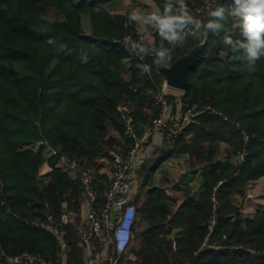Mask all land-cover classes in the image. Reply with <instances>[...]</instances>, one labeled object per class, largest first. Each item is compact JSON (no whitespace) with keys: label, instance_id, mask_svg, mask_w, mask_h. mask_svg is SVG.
Returning a JSON list of instances; mask_svg holds the SVG:
<instances>
[{"label":"trees","instance_id":"trees-1","mask_svg":"<svg viewBox=\"0 0 264 264\" xmlns=\"http://www.w3.org/2000/svg\"><path fill=\"white\" fill-rule=\"evenodd\" d=\"M153 1L163 9L162 0ZM201 1L187 3L193 11ZM231 2L219 0L216 6ZM47 9L57 11L62 20H41L51 16ZM83 17L90 20L91 35L84 31ZM231 27L229 18L226 28ZM127 33L141 37L126 18L110 14L102 0H0V264H12L8 259L23 253L53 264L63 258L66 264L88 263L77 232L85 221L84 185L57 165L64 158L80 171L95 168L102 192L111 185L103 160L111 164V151L127 157L134 146L126 134L128 125L140 136V125L158 116L153 96L165 77L153 59L150 75L141 76L136 64L142 62L111 42ZM222 35L188 37L182 47L172 48L176 61L205 42L189 72L188 91L178 101L167 96L174 115L180 107L216 112L199 115L197 123L186 126L170 152L186 151L194 167L197 160L205 165L203 200L181 207L177 220H185V233L176 249L160 236L140 244L134 229L132 244L138 246L131 254L130 247L118 264H264V211L248 220L239 205L249 182L264 177V58L248 71L245 62L232 59L223 47ZM49 38L56 44L49 45ZM153 44L159 46L160 39ZM81 52L88 53L87 63L81 61ZM189 134L194 138L188 139ZM36 143L47 144L57 155L47 161L24 148ZM224 143L231 149L225 163L216 157ZM233 156L237 164L229 161ZM161 162L148 170L149 176ZM66 214L75 224L65 227L63 250L59 238L43 225L49 216L60 222ZM102 243L95 239L97 252Z\"/></svg>","mask_w":264,"mask_h":264},{"label":"crops","instance_id":"crops-1","mask_svg":"<svg viewBox=\"0 0 264 264\" xmlns=\"http://www.w3.org/2000/svg\"><path fill=\"white\" fill-rule=\"evenodd\" d=\"M104 7L114 16H121L127 19L129 24L135 25L136 33L143 36L148 43L153 44L155 39H160L158 33L153 28H144L141 24L130 22L128 17L130 13L137 7L144 9L145 12H150L160 8L153 0H102ZM233 20V19H232ZM235 21L233 20V27ZM83 28L86 34L91 35L92 26L87 17H83ZM111 42L106 43L109 46ZM166 82V81H165ZM165 84V83H164ZM164 86V85H163ZM163 88V87H162ZM168 96H173L179 99L185 92L168 88ZM178 101V100H177ZM110 135L118 138L123 142L118 132L111 130ZM188 139H193V134L187 135ZM208 145L207 143L205 144ZM25 149L33 150L41 154L47 161L53 159L55 151L45 143H36L24 147ZM171 148L168 146L165 131L157 133L151 141L142 146L138 151L133 161L131 179L134 185L133 192L129 195L131 204L137 209L136 227L140 229V244L144 245L147 237L156 239L158 236L165 237L168 242H172L176 249L177 241L181 239L185 233V220L183 218L177 220V217L182 213L181 207L188 201L201 204L203 197V184L207 168L197 160V166L194 167V159L191 154L186 151L171 154ZM228 144H221L220 153L216 154L217 159L223 163L227 161L226 155L230 151ZM170 155V156H168ZM155 171L149 176L148 170L159 163ZM237 156H233L229 161L237 164ZM105 175L108 181H111V173L109 171L111 164L109 160L104 159ZM203 165V166H200ZM57 168L63 170L73 179H79L78 168L75 169L68 164L66 159L62 158ZM81 179V178H80ZM264 184V177L259 180L249 182L246 187V197L239 201L240 214L245 219H253L254 216L263 210H256V200L251 195V189L255 186ZM152 205V209L149 208ZM89 208L83 207V221L86 220ZM254 212L253 215H250ZM232 220V216L227 218ZM151 231V233H150ZM143 235V236H141ZM103 244V249L97 252L94 247V257L104 255L110 249ZM132 246V243L130 247ZM129 247V248H130Z\"/></svg>","mask_w":264,"mask_h":264},{"label":"built area","instance_id":"built-area-1","mask_svg":"<svg viewBox=\"0 0 264 264\" xmlns=\"http://www.w3.org/2000/svg\"><path fill=\"white\" fill-rule=\"evenodd\" d=\"M162 1L165 2V0ZM218 1L202 0L200 6L195 7L192 12L197 14L198 18L203 19L206 16L207 8L216 6ZM138 40L132 34L127 33L124 37L113 39L111 42L128 48L131 42ZM132 55L142 63H147L151 66L150 60L153 59L152 57L149 56L145 57L144 60H140L136 55ZM174 63L173 49L171 48L170 59L158 68H170ZM168 88L165 82L163 88L154 94L153 100L159 107V114L151 122L140 125V136H138L134 126L128 125L126 134L135 141L128 156L124 157L117 151L110 152L112 159L110 167L111 185L108 188L102 192L98 190L95 168L88 167L81 171V179L84 185V205L89 208V212L86 220L78 226L77 232L80 244L85 250L87 264H104L105 262L107 264H118L120 257L127 252L132 243L133 232L137 222V209L131 204L129 195L134 190L131 179L133 161L141 147L148 144L157 133L165 131L167 144L170 148H173L185 127L190 123H197L196 118L199 115L207 112L216 114L210 107L201 108L194 106L186 109L180 107L174 115L172 105L167 99ZM54 153L57 155L56 151ZM244 160L245 154H242L239 157V162L243 163ZM72 167L77 169L75 165ZM214 208L216 210V201ZM129 209L133 212L131 219L128 217ZM70 224H75V219L71 214H66L60 222L49 216L43 227L59 238L62 249L65 250L67 248L65 227ZM213 226L214 222L209 228L210 232L213 231ZM103 231L104 234L102 235ZM96 238H100L106 247L112 248V251L110 252L109 249L104 255L94 257ZM121 240H123L122 247L120 246ZM8 260L12 264H53L39 255L30 253H23ZM58 264H66L65 258Z\"/></svg>","mask_w":264,"mask_h":264},{"label":"clouds","instance_id":"clouds-1","mask_svg":"<svg viewBox=\"0 0 264 264\" xmlns=\"http://www.w3.org/2000/svg\"><path fill=\"white\" fill-rule=\"evenodd\" d=\"M229 18L235 21V25L226 28ZM128 19L130 22L141 24L144 28H153L158 33L159 46L148 43L141 36L127 48L140 60L152 57L153 64L157 67L170 59L171 48L182 47L189 36L203 37L206 40L209 33L213 35L223 33L221 37L223 47L232 53V59L245 62L250 72L254 71L257 62L264 58V0H232L228 5L211 6L207 8L203 19L192 12L187 0H165L162 10L157 8L146 13L144 9L137 7L130 13ZM41 20L54 23L55 17L42 16ZM165 42L171 48L166 47ZM47 43L55 45L56 40L49 38ZM80 59L87 63L88 53L81 52ZM136 68L139 69L141 76L151 73V66L147 63H138ZM132 214V210L129 209V219ZM120 246H123V240Z\"/></svg>","mask_w":264,"mask_h":264},{"label":"water","instance_id":"water-1","mask_svg":"<svg viewBox=\"0 0 264 264\" xmlns=\"http://www.w3.org/2000/svg\"><path fill=\"white\" fill-rule=\"evenodd\" d=\"M204 46L205 42L199 43L193 49H191L188 54L178 58L172 65V67H162L160 69L169 88L176 89L185 93L188 91L189 72L198 64ZM122 112L124 113V115H128V111L126 109H123ZM78 176L79 178H81V171H78Z\"/></svg>","mask_w":264,"mask_h":264},{"label":"rangeland","instance_id":"rangeland-1","mask_svg":"<svg viewBox=\"0 0 264 264\" xmlns=\"http://www.w3.org/2000/svg\"><path fill=\"white\" fill-rule=\"evenodd\" d=\"M47 12L49 13V15H51L52 17H55L56 20L61 21L62 20V16L55 10H51V9H47ZM251 195L253 196V198L256 200V210H263L264 209V184L260 185V186H255L253 189H251ZM254 212L250 215H253ZM136 232L139 234L140 233V229L139 226H137L136 228ZM138 246V243L136 241L133 242L131 249H130V254L132 253V250ZM133 259H135L134 257H132Z\"/></svg>","mask_w":264,"mask_h":264}]
</instances>
